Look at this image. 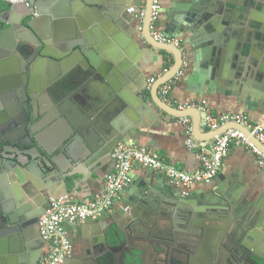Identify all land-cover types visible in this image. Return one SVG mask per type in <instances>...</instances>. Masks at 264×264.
I'll use <instances>...</instances> for the list:
<instances>
[{
  "label": "water",
  "instance_id": "95a60500",
  "mask_svg": "<svg viewBox=\"0 0 264 264\" xmlns=\"http://www.w3.org/2000/svg\"><path fill=\"white\" fill-rule=\"evenodd\" d=\"M76 1L84 5L83 9H95L99 15L103 12L104 16L117 18V25L118 23L124 25L123 21L129 18V13L132 14L129 8L131 5L125 0ZM152 1L146 0V18L141 40L154 50L172 55L174 64L152 85L149 94L139 80L137 62L142 48L138 41L123 33L118 34L116 27L105 33L96 22H85L82 18L77 23L74 22L72 5L75 0H36L31 1V6L29 2L10 5L9 10L0 15V51L16 45V41L13 42L16 30L21 26L24 18L32 17V21L23 33L24 36L21 34V37L33 41L36 45V50H32L29 56V60L36 57L34 62H39L35 68L36 72L39 73L41 63H49L51 71L48 78L51 82L68 73L78 64L69 75L62 77L56 86L50 87L45 93L47 98L50 96L48 93H52L55 102L60 104L58 116L49 110V113L42 112L43 99L40 98L38 104L34 98V121L46 120L48 128L43 131L36 130L32 135L34 147L32 151L26 153V165L22 164L20 159H16V163L13 164L26 167V170L17 171L13 176L14 186L7 188L9 196L15 194V200L7 203L9 207L17 203H26L28 199L25 208L19 209L13 215L22 217L20 222L22 234L25 235L31 248L29 264H39L43 257L46 242L41 237L40 219L48 210L51 200L60 199L59 197L64 195L70 197L68 180L72 181L75 177L74 166L79 163L94 165L95 170L98 171L112 157L115 148L126 142V138L135 139L144 135L140 130L149 124L147 120L151 114H154V107L177 119L191 117L194 121V136L201 141L213 140L225 131L235 129L242 132L264 153V147L244 127L229 124L217 131L201 133V116L198 110L180 111L160 99L159 88L178 73L183 58L177 48L158 44L150 37ZM232 1L231 6L230 3L226 5L227 17H248V3L253 4L254 14L259 17L264 15L261 14L262 9L259 7L264 6V0H250L251 2L247 1V3L244 0ZM8 17L12 20L9 21ZM213 18L212 13L205 16L202 21L208 22L210 19L213 21ZM99 19L102 20L103 16L100 15ZM3 25L7 28L3 29ZM103 26L109 27L110 24L106 22ZM217 29L216 31L211 23L202 30L199 28V34L204 38L202 45L207 46L216 41L219 27ZM206 32L209 34H205ZM22 42L24 43V40ZM58 49L62 50L61 54L57 52ZM68 62H71L69 67L64 65L58 70L60 64ZM252 72L254 73V70ZM34 75L33 70L31 78H35ZM240 75L243 76L242 71ZM260 81L263 84L262 75ZM74 94L76 100L70 102L74 107H68L69 98ZM52 180L61 182L64 194L57 195L52 189ZM73 181L75 183V180ZM182 194L183 191L177 188L168 201H163L158 206L151 203L148 211L140 215L133 212L131 217L125 219V226L119 224V227H115L104 222L101 227L96 224L83 226L82 223H74L72 225L76 234L70 241L72 243L80 238L85 239L90 233L91 238H94L90 246L96 252L88 261L91 264H113L115 261L120 264H133L132 260L135 257L140 264H146L148 252L154 258L170 260V264H185V256L180 258L176 256L177 253L185 250L188 252V247L196 248L195 252L199 250L200 253L202 248L198 242L200 243V240L209 233V237L217 243L224 255V264H258V261L264 260L261 252L264 233L258 237L250 229L243 230L241 240L234 241L231 237L233 230L230 218L224 219L222 216H230L232 212L237 219H240L245 210L242 208L237 212L236 209L242 205L243 200L232 195L238 198L236 200L234 197H228L230 194H226L216 197V200H221L223 203L215 204L205 200L203 205L205 207L196 209L197 203L191 198L183 197ZM160 207L165 208L162 213L168 216H161ZM194 209L200 210L201 214L195 215ZM5 211L1 209L0 204V215L13 219V216H10L12 210ZM210 211H222L220 218L217 217L218 215L206 214ZM34 213V225L25 222ZM169 216H174L175 220L172 222ZM178 216L180 219L176 222ZM152 217L156 218L155 221H152ZM159 221L163 223L158 224ZM261 225H264V215H259L255 219L252 229L258 233L257 229H260ZM167 239L172 244L171 247L163 242ZM185 255L191 256L189 253Z\"/></svg>",
  "mask_w": 264,
  "mask_h": 264
},
{
  "label": "crops",
  "instance_id": "0c3cea01",
  "mask_svg": "<svg viewBox=\"0 0 264 264\" xmlns=\"http://www.w3.org/2000/svg\"><path fill=\"white\" fill-rule=\"evenodd\" d=\"M125 2L130 3L129 8H134L146 0H125ZM228 4L231 6L233 1H163L159 29L168 37L181 41L188 57L187 68L179 83L173 88L169 106L179 109L180 106L206 101L208 108L216 117L225 114H245L253 123L264 127V15L259 17L254 14L253 4L248 3V17H227L225 14ZM72 6L74 22L77 23L81 18L85 22H96L105 33L116 27L118 34L123 33L138 41L142 48L137 62L139 80L148 94L150 92L146 87L148 81L152 78L160 79L164 70L170 65L173 66L172 55L154 50L142 42V34L139 31L141 22L133 14L129 13V18L123 21L126 27H121L124 25L120 23L117 25V18L104 16L102 12L100 15L103 19L100 20V15L95 9H83L84 5L76 0ZM212 13L216 24L211 19L208 22L202 21L205 16ZM118 20L120 22V17ZM106 22L110 24L109 27L103 26ZM210 23L216 31L219 27V33L214 43L205 46L202 45L204 38L200 36L199 28L202 30ZM57 52L61 54L62 50L58 49ZM70 64L71 62L60 64L58 70L64 65L69 67ZM39 66L40 70L44 71L43 81L46 82L47 79L51 84L48 78L51 65L44 62ZM77 66L78 64L74 65L71 71L56 80L61 81L62 77L69 75ZM240 71L243 76L240 75ZM260 75L263 77V84ZM154 109V114H151L147 120L149 124L140 130L144 135L135 139L126 138V143H135L157 152L168 164L181 171L196 172L199 168L198 154L189 150L186 145V130L182 118L177 119L155 107ZM200 116V132L205 134L212 132L206 127L201 114ZM185 118H190L194 127L193 119ZM195 139L205 146H210L214 142V139L210 141H201L196 137ZM112 169L111 157L98 171L95 170L94 165L76 164L73 170L75 183L73 180H68L70 197L65 195L62 197L79 202L103 191L106 175ZM133 179L132 188L122 194L117 204L99 221L100 223L104 222L115 227H119V224L125 226V219L131 217L133 212L138 215L147 212L151 203L158 206L161 202L168 201L177 189L163 176L139 167L135 168ZM52 184V189L58 196L64 194L60 181L52 180ZM188 192V198L197 203L196 209L205 207L203 206L205 200L217 204L221 200H216V197L230 194L228 197L238 196L241 200L250 202L251 205L255 204L262 210L264 209V169L259 167L256 155L246 146L233 145L215 181L211 185H194ZM155 219L152 217V221ZM99 222L86 221L82 225L93 226ZM66 230L70 238L75 236L76 230L72 224L66 225ZM257 231L263 234L264 225H261ZM261 252L264 253V242L261 245Z\"/></svg>",
  "mask_w": 264,
  "mask_h": 264
},
{
  "label": "built area",
  "instance_id": "2783aa9c",
  "mask_svg": "<svg viewBox=\"0 0 264 264\" xmlns=\"http://www.w3.org/2000/svg\"><path fill=\"white\" fill-rule=\"evenodd\" d=\"M11 5L21 4L24 0H0ZM164 0H153L150 11L149 33L154 42L177 48L182 54L183 62L178 73L163 84L158 95L167 105H171L173 88L179 83L187 68L188 57L181 41L168 37L159 29V20ZM130 12L141 22L139 31L143 32V23L146 18V2L130 9ZM172 65L164 70L166 74ZM163 74V75H164ZM152 78L148 81V90L157 81ZM196 109L202 115L206 127L210 131H217L223 126L236 124L250 131L251 135L264 147V127L253 123L245 114H225L214 116L206 101L180 106L178 110ZM186 130V145L189 150L198 154L199 168L196 172L187 173L168 164L157 152L124 142L119 144L112 153L113 169L106 175L104 190L90 198L79 202L64 197L51 200L46 213L40 219L41 237L46 242L44 254L39 264H64L70 257L72 248L70 235L66 225L84 223L86 221L99 222L120 200L122 194L132 188L133 173L139 167L155 172L176 188L183 191V197H188L189 190L194 185H211L221 172L225 158L233 145L246 146L257 157L258 165L264 169V153L240 131L229 129L214 139L210 146L199 143L194 136L190 118H182Z\"/></svg>",
  "mask_w": 264,
  "mask_h": 264
},
{
  "label": "flooded vegetation",
  "instance_id": "af4514ba",
  "mask_svg": "<svg viewBox=\"0 0 264 264\" xmlns=\"http://www.w3.org/2000/svg\"><path fill=\"white\" fill-rule=\"evenodd\" d=\"M31 1L35 2L36 0H24L23 3L16 5L29 2L31 6ZM259 7L262 9L261 14H263L264 6ZM9 8L3 10L0 15L9 10ZM7 19L9 21L12 20L11 17ZM31 21L32 17L27 19L24 18L21 22V26L16 30L15 39L13 41H16V45L0 51V204L3 211L7 210V212H10L12 210V215L10 216H13V219H11L0 215V264L30 263L29 257H31V248L25 235L22 234L23 231L20 226L22 217L20 215H13V213H17L19 209L25 208L28 199L26 203H17L9 207L7 203L11 202L10 200H15V194L13 193L9 196L7 188H12L14 186L13 176L16 175L17 171L23 172L26 170V167L22 168L19 165L15 166L13 164L16 163V159H20L21 163L26 165V153L32 151L34 147L32 144V135L36 130L43 131L48 128L46 120L42 122H39V120L34 121V98L35 101L37 100L36 103L38 104H40L39 99H43V106L41 105L43 108L42 112L47 111L49 113V111H51L57 116V112H60V104L55 102L53 94L48 93L50 95L49 98L45 95L50 87L56 86L60 81L55 79L51 81V84H49L47 79L46 82L43 81L44 71L40 70L39 73H37L35 70L39 63L34 62L36 57L29 60L32 50H36V45L33 41L21 37V34L24 36L23 33ZM5 28H7V26L3 25V29ZM22 40H24V43ZM33 70L35 71V78H31V71ZM74 96L75 94L69 98V102L67 103L68 107L72 106L70 102L76 100ZM72 107H74V105ZM25 192L28 194L27 191ZM232 197L235 198V196H231V198ZM235 199L238 200V198ZM220 203L223 202L221 201ZM241 204V206L237 207L236 211H241L242 208L245 210L244 214L240 216L242 218L237 219V216L232 212H230V216L222 215L224 219L226 217L230 218L233 230L231 233L232 239L234 241L241 240L242 231L247 229H250L256 236L261 237L259 236L261 234L255 232L252 227L254 226L255 219H257L259 215H264V209L261 210L255 204L251 205L250 202L244 200ZM163 211H165V208L161 209L160 207V214ZM193 212L195 215L201 214L198 213L196 209H194ZM221 213L222 211L206 212V214L211 216L218 215L217 217H219ZM166 215V213L161 214L162 217ZM155 216L157 217V214ZM34 218L35 213L30 215L25 222L34 225ZM169 218L172 222L175 220L174 216H169ZM179 219V216L176 217V222H179ZM162 223V221L158 222V224ZM96 225L101 227L102 223L99 222ZM92 239L94 238H91L89 233L87 238H80L72 242L71 255L65 260L64 264H91L88 261L91 260L96 253L90 246ZM167 240L163 242L168 247H171L172 244ZM198 244L200 248H202L200 253H198L199 250L195 252L196 248L188 247V252L186 250L185 252L179 251L176 256L180 258L185 256V264H224V255L218 248L217 243L209 237V233L205 238H202ZM149 253L150 252H148L146 256V264H170L171 262L170 260H160L158 257L154 258V256ZM187 253L191 254V256L185 255ZM169 255L171 256L172 253ZM262 255L264 256V253ZM113 264L120 263L115 261ZM258 264H264V260L258 261Z\"/></svg>",
  "mask_w": 264,
  "mask_h": 264
},
{
  "label": "trees",
  "instance_id": "16d2710c",
  "mask_svg": "<svg viewBox=\"0 0 264 264\" xmlns=\"http://www.w3.org/2000/svg\"><path fill=\"white\" fill-rule=\"evenodd\" d=\"M10 7V5L6 2H3V1H0V13L5 10V9H8ZM132 263L133 264H140V261L135 257L133 260H132Z\"/></svg>",
  "mask_w": 264,
  "mask_h": 264
}]
</instances>
